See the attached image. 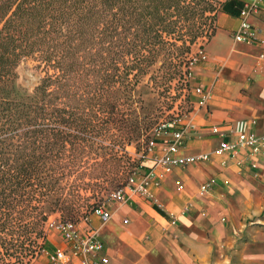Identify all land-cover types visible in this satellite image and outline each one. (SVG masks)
<instances>
[{
	"label": "trees",
	"instance_id": "16d2710c",
	"mask_svg": "<svg viewBox=\"0 0 264 264\" xmlns=\"http://www.w3.org/2000/svg\"><path fill=\"white\" fill-rule=\"evenodd\" d=\"M243 6L241 0H0V264L52 251L46 224L56 213L78 223V181L96 185L112 173L110 187L92 195L94 214L105 203L103 191H124L136 174L153 170L145 164L149 144L164 140L151 139L160 116L136 96L141 77L159 62L182 68L174 74L181 79L191 76L194 46L215 34L218 12L239 16ZM26 58L38 62L43 77L23 96L16 69ZM132 145L141 158L129 154Z\"/></svg>",
	"mask_w": 264,
	"mask_h": 264
},
{
	"label": "crops",
	"instance_id": "0c3cea01",
	"mask_svg": "<svg viewBox=\"0 0 264 264\" xmlns=\"http://www.w3.org/2000/svg\"><path fill=\"white\" fill-rule=\"evenodd\" d=\"M256 1L251 23L258 43L234 42L239 16L219 11L216 32L204 44L208 61L192 69L195 87L209 89L212 98L205 107L196 102L182 118L185 146L173 158L210 154V160L167 172L156 165L167 155L166 145L159 143L145 162L153 175L134 176V186L144 184L146 192L126 187L128 201L108 204V222L90 219V226L100 229L103 249L85 264H264V155L251 159L257 165L253 169L248 150L217 154L222 139L212 132V126L227 130L235 121L248 120L252 134L264 137V0ZM173 133L160 138L171 140ZM210 181L211 190L202 193ZM78 226L87 228L83 222ZM47 243L52 251L41 252L33 264H51L48 251L67 249L54 230L47 233ZM65 264L83 263L72 258Z\"/></svg>",
	"mask_w": 264,
	"mask_h": 264
},
{
	"label": "built area",
	"instance_id": "2783aa9c",
	"mask_svg": "<svg viewBox=\"0 0 264 264\" xmlns=\"http://www.w3.org/2000/svg\"><path fill=\"white\" fill-rule=\"evenodd\" d=\"M244 6L239 15L240 25L238 29L233 33V39L236 43H243L248 45H255L258 43L257 33L254 29L251 18L257 14L258 5L256 0H244ZM194 63L207 62L208 55L204 48H198L194 54ZM194 95L197 97V104L199 107H205L210 102L212 95L209 89L202 86H197L193 90ZM195 102V103H196ZM180 122L177 120L163 124L157 132L156 137H160L161 134L174 131L173 139L164 140L163 144L166 145L167 155L163 158L157 159L156 165H162L167 172H170L172 168L176 166L188 165L195 161H208L211 158L210 154H201L191 158H173V154L180 151L185 146V131L179 127ZM212 132L214 135L219 136L222 139L221 145L217 150V154L225 155L232 153L238 155L243 149L248 150V157L250 158V166L255 169L257 167L255 162L251 159L264 155V137L257 138L251 132V122L248 120H238L228 126L227 130H221L218 126H212ZM158 147V143L151 141L149 144L150 152ZM245 159L240 161V165H245ZM153 175V170L147 174ZM134 178L131 180L129 186L134 192H146L144 184L141 186H134ZM213 182H207L201 187V192L206 193L211 190ZM110 199L119 200L122 202L128 201V196L124 191H115L110 194ZM109 199V200H110ZM102 224H105L112 218V212L103 205L94 212ZM83 223L86 224V229L81 230L77 223L64 222L61 217L58 216L55 219L49 218L46 224V232L54 230L61 234L65 244L66 250H57L53 253L48 251L49 260L51 264H65L71 263V259L75 258L85 264L90 257L98 254L103 249V242L100 235L99 228H93L90 226L91 221L89 218L83 219ZM47 251L43 249L41 252ZM40 252V253H41ZM106 261V259H103ZM33 264V263H30Z\"/></svg>",
	"mask_w": 264,
	"mask_h": 264
},
{
	"label": "rangeland",
	"instance_id": "374dc122",
	"mask_svg": "<svg viewBox=\"0 0 264 264\" xmlns=\"http://www.w3.org/2000/svg\"><path fill=\"white\" fill-rule=\"evenodd\" d=\"M205 43V40L200 39L194 46L193 53L195 54L201 46L204 48ZM201 63L203 62H198L197 64L194 63L193 68H196ZM160 65L161 62H159L154 68H151L147 76L141 77L136 92V96H140L145 101L147 110L160 116L158 124L151 133V139L155 138V135L159 132L160 127L163 124L175 120L181 122L182 118L193 110L197 98L193 93L195 82L192 80V75L181 79L178 75L175 76L174 74L182 68H159ZM16 73L18 75L16 87L18 92L23 96L31 95L43 77V72L41 71L38 62L31 58L23 59L17 67ZM168 78L169 80H167ZM139 106L140 104L135 105L136 108ZM160 109H162V113ZM178 126L177 129H180V125ZM160 136H162V134ZM127 150L135 159H139L142 156L141 153H137V148L134 145L128 146ZM121 155L122 153L120 152V156ZM92 158L95 159L96 157L93 156ZM91 161L94 162V160ZM120 164L123 163L120 162ZM111 174L109 175L110 179L103 178L95 181L94 183L96 185H93L89 178L86 179L84 183L90 182L93 186L88 187V190L81 189L84 186V183L78 181L77 186L79 185L80 189L76 191V195L78 194L80 198L76 199L77 208L79 209V213L77 214L79 220L77 224L82 222L85 214L89 215L91 220L97 218L92 214L90 206L98 202V199L92 198V195L95 190L102 192L101 190H103V188L110 187V181H112ZM121 177L122 178L120 179L123 182L125 180V175ZM112 190H114V187L103 191L105 193L104 205H106L107 208L108 204L112 201L109 195ZM58 216H61V214H53L50 218L55 219ZM34 260L35 258L32 259L28 257L21 263H18L16 259H12L8 261V264H30L33 263Z\"/></svg>",
	"mask_w": 264,
	"mask_h": 264
}]
</instances>
